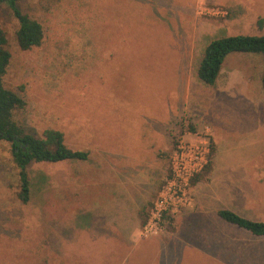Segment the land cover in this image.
<instances>
[{
	"label": "rangeland",
	"instance_id": "1",
	"mask_svg": "<svg viewBox=\"0 0 264 264\" xmlns=\"http://www.w3.org/2000/svg\"><path fill=\"white\" fill-rule=\"evenodd\" d=\"M203 4L228 15L200 16L196 10ZM17 7L43 29L40 46L20 50L18 21L6 0L0 2V29L11 55L2 83L25 103L13 119L27 133L42 137L44 130L54 129L65 135L72 149L92 143L97 151L104 147L116 154L139 155L152 142L162 169L169 163L176 140L166 126L172 129L177 124L181 134L192 136L186 142L202 138L206 125L220 131L219 117L224 115L236 136L250 134L254 127L255 117L247 113V107L237 106L227 113L216 105L205 103L204 110L195 108L203 106L196 100L194 106L187 103L188 93L201 101L211 95L195 80L211 39L264 36V0H18ZM235 71L243 73L239 75L245 85L240 88L245 98L264 99L263 55H229L219 83ZM195 110L206 117L199 128L191 126ZM184 115L190 118L187 127L182 124ZM74 162L78 164L32 163L28 168L30 200L22 204L17 198L18 176L10 145L0 140V264H264V237L236 229L219 217L214 218L216 225L221 230L226 226L230 240L229 249L223 246L221 252L210 244L195 248L174 242L163 248L151 243L170 230L156 238L140 237L147 243L127 261L123 250L89 251L80 243H67V238L75 236L68 219L77 210ZM242 165L248 175L244 177H253L260 186L254 189L259 198L244 202L247 209L241 216L264 222V155L244 154ZM185 234L198 240L196 231ZM217 254L218 259L213 257Z\"/></svg>",
	"mask_w": 264,
	"mask_h": 264
},
{
	"label": "crops",
	"instance_id": "2",
	"mask_svg": "<svg viewBox=\"0 0 264 264\" xmlns=\"http://www.w3.org/2000/svg\"><path fill=\"white\" fill-rule=\"evenodd\" d=\"M222 67L223 64L213 86L204 85L197 78L195 79L204 87V91L209 89L211 95L201 101L198 96L194 97L188 93L187 105L194 106L192 102L196 100L198 103H203V106H196V109L204 108L206 103L208 106L216 105L227 113L237 106L247 107L249 108L246 110L247 113L252 118L255 117L253 120L255 125L251 128L250 134L244 133L240 136H236L234 128H231L226 121L228 120L226 115L219 117L221 124L223 123L220 131L211 124L206 125L214 147L210 166L205 173L194 178L192 202L180 216L175 218L174 226L168 235L151 242L157 247L167 248L174 242L193 245L195 248L210 244L211 248L216 246L221 252L223 246L228 247L230 240L228 241L226 237V226L221 230L218 228L220 225H216L214 218L218 217L217 212L229 210L241 216L240 212H246L247 209L242 204L259 198L258 191L254 190L260 186L258 181L253 177H244L248 175L244 174L242 156L247 153L264 155V99L254 100L244 97L246 92L240 88L245 85L244 78L240 76L243 75L242 72H228L226 81L219 83V78L223 74ZM195 80L192 82L193 85ZM191 114L193 120L191 126L199 128L205 124L206 117L199 116L196 110ZM216 114L219 116L222 111ZM75 118L81 119L77 115ZM176 119L169 124L176 122ZM166 130L170 131L171 128L166 126ZM78 132L79 129L75 130L76 141L79 138ZM181 136L186 140L192 138L187 132H183ZM63 138L65 145L71 148L64 134ZM81 145L83 147L71 148L72 150L80 148L87 152L88 159L78 161V164L74 162L73 182L77 210L69 214L68 219L75 227V238L69 237L66 242L80 243L84 246V250L89 251L123 250L127 261L133 252L147 243L140 238L139 233L149 208L161 188L159 183L163 179V185L169 174V163L162 169L158 168L160 156L152 142L147 145L146 150L140 149L139 155L110 153L105 151L104 147H99L100 150L97 151V148L92 147V143H86L85 146L81 143ZM137 147L139 149V146ZM111 157L117 160L116 163ZM252 169L250 168V171ZM67 179L70 180L68 176ZM60 189H63L62 185ZM65 190L67 191V188ZM187 230L196 231L198 240L187 238L185 234ZM213 257L218 259V254Z\"/></svg>",
	"mask_w": 264,
	"mask_h": 264
},
{
	"label": "trees",
	"instance_id": "3",
	"mask_svg": "<svg viewBox=\"0 0 264 264\" xmlns=\"http://www.w3.org/2000/svg\"><path fill=\"white\" fill-rule=\"evenodd\" d=\"M17 1L6 0V3L19 24L16 32L17 45L20 50L27 51L40 46L43 29L36 20L20 12ZM5 45V34L0 29V140H4L10 145L12 162L18 176L19 191L17 198L22 204H26L30 200L28 168L32 163L86 161L88 153L73 151L68 148L64 143L63 134L58 130L46 129L43 131L42 137H36L27 133L16 123L13 119V113L22 109L25 103L19 96L3 86L2 78L11 58ZM231 54L264 56V36L236 35L212 39L203 50L196 69L197 79L204 85L213 86L224 60ZM261 85L264 95V71L261 76ZM212 154L213 146L211 145L209 164L201 174L205 173L210 166ZM193 182L194 180L192 185ZM217 216L222 221L242 229L254 237H264V222L249 220L229 210H220L217 212ZM171 228L170 222L168 230Z\"/></svg>",
	"mask_w": 264,
	"mask_h": 264
},
{
	"label": "built area",
	"instance_id": "4",
	"mask_svg": "<svg viewBox=\"0 0 264 264\" xmlns=\"http://www.w3.org/2000/svg\"><path fill=\"white\" fill-rule=\"evenodd\" d=\"M196 13L202 15L227 16L228 12L215 7L200 6ZM182 124L187 127L190 118L183 116ZM179 130L176 134L175 130ZM176 138L169 158V174L153 200L147 218L140 230L142 239L156 238L167 232L169 224L180 216L192 201V181L209 164L211 146L208 141L209 128H203V137L186 142L178 125L170 130ZM175 134V135H174Z\"/></svg>",
	"mask_w": 264,
	"mask_h": 264
}]
</instances>
